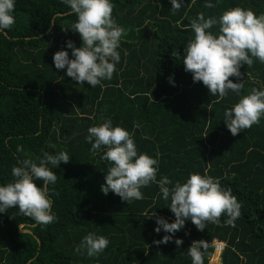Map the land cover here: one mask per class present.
Segmentation results:
<instances>
[{"label": "trees", "instance_id": "16d2710c", "mask_svg": "<svg viewBox=\"0 0 264 264\" xmlns=\"http://www.w3.org/2000/svg\"><path fill=\"white\" fill-rule=\"evenodd\" d=\"M111 3L127 35L121 37L113 77L102 86L80 84L65 75L66 68H55L57 51L72 58L67 41L82 46L71 29L77 17L62 0H15V24L0 32V186L14 181L12 168L23 159L39 165L45 154L70 157L59 167L47 165L58 177L48 186L53 223L37 224L16 207L0 213V264H192L188 249L199 240L209 244L204 264L213 241L225 245L220 264H264V116L237 136L224 122L225 110L251 89L264 90V63L253 57L251 67L243 64L240 80L230 77L243 83L240 94L230 90L223 99L194 82L183 65L195 35L190 25L200 13L218 20L242 7L259 16L264 0H182L178 11L171 0ZM209 31L218 34L219 25ZM108 119L131 134L138 154L158 159L157 181L167 176L171 188L192 173H207L230 188L241 204L235 226L225 223V215L203 231L186 220L174 235L157 233L156 217L175 220L171 197L165 200L157 183L129 204L111 191L105 195L101 185L111 166L101 159L106 148L93 154L86 137L90 127ZM89 233L109 241L95 257L76 251ZM164 235L173 241L153 243ZM175 239L183 244L177 247Z\"/></svg>", "mask_w": 264, "mask_h": 264}, {"label": "clouds", "instance_id": "9594fccd", "mask_svg": "<svg viewBox=\"0 0 264 264\" xmlns=\"http://www.w3.org/2000/svg\"><path fill=\"white\" fill-rule=\"evenodd\" d=\"M62 3L68 5L77 17L71 29L79 33L82 46L76 47L73 41H67L72 58H69L68 51H57L53 56L55 68H66L65 75L80 84L87 82L92 88L102 86L103 80L113 77L116 63L120 60L117 49L121 37L127 35L113 18L114 5L111 0H62ZM171 4L172 9L178 11L182 0H171ZM205 7L213 8L215 5L207 3ZM14 10L15 0H0V32L11 29L15 24ZM217 24L219 32L214 35L209 30ZM190 26L195 35L185 47V71L192 73L194 82H202L212 96L218 95L223 99L230 90L239 95L244 85L242 82L234 83L230 77L239 81L241 66L251 67L253 57L264 63V14L257 16L251 9L235 7L223 12L218 20L214 17L206 19L200 13L198 20H193ZM262 116L264 90L253 88L231 109L225 110L224 122L230 133L237 136L242 130L259 124ZM88 133L86 140L91 144L93 154L103 146L106 151L101 159L111 165L105 175V184L101 185L105 195L111 191L129 204L133 200L144 199L141 189L157 183L163 198L168 200L171 197L168 208L175 220L169 223L163 217H156L157 233L163 229L165 233L174 235L185 226L186 220H191L198 230L203 231L209 222L219 225L220 218L225 215L228 217L225 223L235 226V220L241 215V204L231 189L223 188L219 180L207 173H192L185 183L176 182L170 188L168 185L173 182L167 176L157 181L158 159L138 154L131 134L120 126L112 127L111 119L90 127ZM69 161L66 152L45 154L39 165L30 158L23 159L19 166L12 168L14 181L0 186V213L16 207L20 214L32 218L37 224L53 223L57 218L52 213L53 202L48 195V186L55 184L58 177L47 165L56 168L60 162ZM36 180L42 181V186L38 187ZM173 235H164L153 243L167 244L173 241ZM174 242L177 247L183 244L182 239ZM108 244L104 236L89 233L76 251L95 257ZM208 247L205 240L193 241L188 249L192 264H204L203 257Z\"/></svg>", "mask_w": 264, "mask_h": 264}, {"label": "built area", "instance_id": "2783aa9c", "mask_svg": "<svg viewBox=\"0 0 264 264\" xmlns=\"http://www.w3.org/2000/svg\"><path fill=\"white\" fill-rule=\"evenodd\" d=\"M213 253L208 259L207 264H220L221 254L224 251L225 245L218 241H213L212 243Z\"/></svg>", "mask_w": 264, "mask_h": 264}, {"label": "water", "instance_id": "95a60500", "mask_svg": "<svg viewBox=\"0 0 264 264\" xmlns=\"http://www.w3.org/2000/svg\"><path fill=\"white\" fill-rule=\"evenodd\" d=\"M21 232H24V233H29L28 231H21Z\"/></svg>", "mask_w": 264, "mask_h": 264}]
</instances>
